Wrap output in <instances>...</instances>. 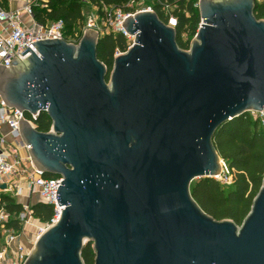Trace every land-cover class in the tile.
<instances>
[{"label":"water","instance_id":"obj_1","mask_svg":"<svg viewBox=\"0 0 264 264\" xmlns=\"http://www.w3.org/2000/svg\"><path fill=\"white\" fill-rule=\"evenodd\" d=\"M256 3L199 0L189 50L155 11L130 16L133 46L111 71L94 29L78 44L38 41L36 53L0 66L6 105L51 120L49 132L19 123L36 170L64 178L65 209L25 264H85L87 244L94 264H264V179L241 225L215 219L191 195L196 179L221 173L217 130L264 114Z\"/></svg>","mask_w":264,"mask_h":264},{"label":"trees","instance_id":"obj_2","mask_svg":"<svg viewBox=\"0 0 264 264\" xmlns=\"http://www.w3.org/2000/svg\"><path fill=\"white\" fill-rule=\"evenodd\" d=\"M128 1L90 0L101 10L104 7H122ZM197 5L198 0H155L153 4L154 11L162 21L167 22L165 8L177 19L178 44L183 50H189L201 24ZM0 6L8 8V0H0ZM32 8L34 19L43 25L62 20L68 35L76 34L75 28L84 18L82 4L77 0H49L45 5L34 4ZM254 14L258 20H264V2L257 1ZM185 34L188 35L187 41L182 39ZM129 47V41L123 34L109 33L100 37L98 58L111 71L115 55L127 52ZM35 124L41 132L51 130L52 123L46 113H41ZM213 141L220 158L236 171L235 183L223 187L213 178H202L192 182L191 195L215 219H230L241 225L264 179V130L259 121L248 113L220 127ZM31 210L33 217L42 223H49L54 216V208L42 202L34 204ZM0 211L11 215L10 221L6 223L8 229L22 230L19 216L24 208L17 199L8 194H0ZM1 227L0 224V249L4 244ZM82 257L85 264H94L92 244L85 246Z\"/></svg>","mask_w":264,"mask_h":264},{"label":"built area","instance_id":"obj_3","mask_svg":"<svg viewBox=\"0 0 264 264\" xmlns=\"http://www.w3.org/2000/svg\"><path fill=\"white\" fill-rule=\"evenodd\" d=\"M48 1L33 0L22 9L16 11L0 9V23L6 24L4 28L6 35L0 34V66L9 69V66L15 59L17 60V57L25 60L31 53H27L24 56L21 55L29 48L36 53L32 44L38 41L58 39L69 43H79L82 36L77 34L68 35L62 20L43 25L34 19L32 6L34 4L45 5ZM135 2L136 0H129L122 7H104L103 14V21L111 33H121L127 39H131L133 43L134 38L125 32L123 23L128 17L137 13L154 11L153 5L149 8L136 9ZM23 14H27L33 19V24L30 27L25 25L22 18ZM164 14L167 18L165 23L177 28V19L171 16L169 9L165 8ZM91 29L98 31L95 27ZM132 46L133 44L130 45V47ZM121 54L123 53L118 52L115 57ZM250 114L255 120L259 121L264 130V114L258 112ZM38 117V115H29L16 109H10L0 96V194H8L22 204L24 211L20 214L19 220L24 225H30V219L33 218L31 209L34 204L42 202L52 206L54 208V216L50 221L49 228L57 223L62 211L65 209V207L60 208L57 201V191L64 178L62 176L48 177L43 172L37 171L29 154L31 147L27 146L22 140L19 124L21 119L36 127L35 122ZM220 164L221 173L215 176L214 179L223 187H230L235 183L236 171L223 160H221ZM3 185L6 186L5 190L1 188ZM10 219V214L0 211V224L2 225L4 237V244L0 249V264H25L35 242L31 247H28L21 231L8 229L6 223ZM48 228L40 229V235Z\"/></svg>","mask_w":264,"mask_h":264},{"label":"rangeland","instance_id":"obj_4","mask_svg":"<svg viewBox=\"0 0 264 264\" xmlns=\"http://www.w3.org/2000/svg\"><path fill=\"white\" fill-rule=\"evenodd\" d=\"M70 1H73V0H70ZM77 1H79L82 4L83 17H84L83 21L75 28V32L77 35L83 36L84 33L87 30H91L92 27H95L99 31L101 37L111 33V31L109 30V28L105 25L103 21L104 8L102 10L99 9L98 7L93 5L90 2V0H77ZM154 2L155 0H136L135 8L136 9L149 8V7H152ZM258 2L262 3L264 2V0H258ZM187 38H188L187 34L182 36V39L184 41H187ZM128 41H129V45L133 44V41L131 39H128ZM200 179H196L194 182H198L200 181ZM49 225H50V222L42 223L41 221L35 219L34 217L30 219V225H24L23 223L21 232H22L23 239L26 245H28V247H31L32 244L36 242L38 236L40 235V229H46L48 228Z\"/></svg>","mask_w":264,"mask_h":264},{"label":"crops","instance_id":"obj_5","mask_svg":"<svg viewBox=\"0 0 264 264\" xmlns=\"http://www.w3.org/2000/svg\"><path fill=\"white\" fill-rule=\"evenodd\" d=\"M31 1L33 0H8V8H6V10L16 11V10L22 9L23 7H25V5H27ZM1 8L2 7L0 6V9ZM22 18L27 27H30L33 24V19H31L27 14H23ZM5 26L6 24L0 23V34L1 35H6V33L4 32Z\"/></svg>","mask_w":264,"mask_h":264}]
</instances>
